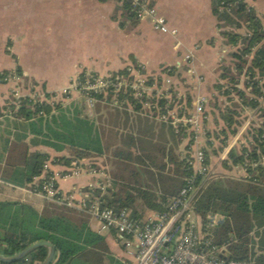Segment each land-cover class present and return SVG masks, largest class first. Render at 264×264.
I'll return each mask as SVG.
<instances>
[{"label": "trees", "instance_id": "1", "mask_svg": "<svg viewBox=\"0 0 264 264\" xmlns=\"http://www.w3.org/2000/svg\"><path fill=\"white\" fill-rule=\"evenodd\" d=\"M226 3L230 5L227 11L220 7ZM122 5L126 14L134 18L128 6ZM211 12L220 28H230L221 31L220 35L225 44L234 48L229 54L230 64L219 67L218 77L227 82L226 89L220 92L222 85L219 83L213 88L224 96L234 92L240 105L257 108L261 122L247 133L250 140L246 146H240L238 151L231 148L221 163L241 167L244 177L209 179L193 197L191 208L201 222L209 213L223 217L212 231L218 237L217 246L223 247L221 257L264 264V256H255L250 245L253 233L264 236V168L258 165L260 159H264V108L259 107V101L264 106V94L261 93L264 89V17L259 20L242 0H212ZM237 30H242L243 34H238ZM166 75H172V70ZM110 77L126 78L127 73L119 71ZM240 77L244 78L241 85L250 90L253 98L237 88ZM258 78L262 80L261 85H258ZM113 96L118 101H126L134 110H140V102L145 100L134 99L130 91L123 94L108 88L104 98L102 94L92 95L96 100L95 112L100 111L98 102H109ZM164 102L160 99L157 105L161 107ZM226 112L228 114L220 113L219 118L228 127L233 122L232 111L227 109ZM0 118L3 133L11 136L10 143L5 138L0 146V162L7 153L0 173V256L3 257L45 241L54 249L49 264H130L124 257L116 256L105 237L90 230L86 217L77 215L74 210L45 201L37 206L2 195L24 187L37 192L43 182L39 180L31 187L33 178L41 174L49 157L39 152L28 154L25 146H21L27 136L31 137L32 144L66 153L54 157L53 163L69 166L73 160L79 164L81 160L100 156L110 159L109 186L104 193L94 189L91 194L98 199L100 208L125 209L132 218L141 217L139 212L145 210L162 213L166 201L178 193L185 178L192 174L187 165L188 157L181 158L175 153L184 138L183 127H178L176 134L163 128L155 134L151 126H141L139 120L136 127L133 124L127 126L128 116L124 113L122 130H119L116 109L107 113L106 118L98 114L95 119H90L78 105L66 107L60 101L47 103L28 96L6 101L0 110ZM220 131L224 132L223 129ZM233 132L229 131L230 134ZM203 154L208 164L207 153L203 151ZM90 166L98 167L96 163ZM49 175L45 173L44 177ZM110 234L116 238L114 233ZM46 254L47 248L40 246L15 262L0 264H41Z\"/></svg>", "mask_w": 264, "mask_h": 264}, {"label": "crops", "instance_id": "2", "mask_svg": "<svg viewBox=\"0 0 264 264\" xmlns=\"http://www.w3.org/2000/svg\"><path fill=\"white\" fill-rule=\"evenodd\" d=\"M149 1L163 18L166 28L174 31L173 34L160 33L153 29L150 22L129 17L124 6L116 0H0V110L16 94L19 98L28 96L47 103L60 101L66 107L78 105L90 119H95L98 114L106 118L107 113L116 109L119 114V130H122L125 113L128 116L127 126L133 124L136 127L139 120L141 126H151L155 134L160 128L171 129L176 134L175 127L158 119L157 114L147 106L142 105L140 110H134L126 101H118L113 96L109 102H98L99 113L95 112V102L88 114L84 104L76 102V92H72L69 99L67 96L70 94H61L70 81L82 72L110 76L119 71L127 73L126 70L130 69L134 77L156 78L161 81L166 72L172 70L174 85L177 81L198 85L201 91L220 80L215 70L230 64L229 54L234 48L225 44L220 35L221 31L230 28L218 26L211 12L212 0ZM242 2L259 20L264 17V0ZM236 32L243 34L242 30ZM4 73L6 75L1 77ZM201 91L198 95L202 94ZM186 92H178L176 99L181 102L183 100L185 104L189 99L192 107L194 97ZM60 94L61 99H57ZM181 102L178 109H174L176 114L184 110ZM0 136V146L5 138L11 142V136L3 133L2 124ZM30 138L27 136L21 146H25L28 154L39 152L48 155L46 162L49 169L46 173L51 174L54 179L57 197L59 200L68 197L73 205L68 207L49 201L25 187L15 188V192H3L2 195L35 203L37 206L45 201L74 210L77 215L86 217L90 230L105 237L113 253L120 250L119 257H124L130 263L118 240L110 233L99 232L97 222L76 207L77 200L86 191L99 189L101 193L105 192L110 183L109 171L112 170L110 159L100 156L79 162L83 166L96 163L97 168L91 167L99 169L106 178L88 174L74 177L69 170L76 161L70 162L69 166L53 163L54 157L66 153L32 144ZM183 140L175 150L181 158L188 155L186 138ZM231 148L233 146L229 144L226 154ZM6 157L7 153H4L0 173ZM211 165L212 162L209 161V169ZM43 176L44 172L33 178L31 187ZM139 213L143 218L151 212L145 210ZM251 236L252 252L255 256H264L263 234L253 233ZM217 238L214 235L216 244Z\"/></svg>", "mask_w": 264, "mask_h": 264}, {"label": "built area", "instance_id": "3", "mask_svg": "<svg viewBox=\"0 0 264 264\" xmlns=\"http://www.w3.org/2000/svg\"><path fill=\"white\" fill-rule=\"evenodd\" d=\"M116 1L126 4L136 20L150 22L153 29L160 33H174L166 28L163 18L157 14L149 0ZM220 7L227 11L230 5L226 3L221 4ZM246 7L249 9L248 6ZM188 57L185 56V58ZM126 71V78L116 77L114 79L110 76H98L85 72L82 76L72 79L67 90H72L83 98L88 114L96 102L92 95L102 94L105 96L108 88H112L114 92L122 91L123 94L130 91L134 99L144 98L145 100L140 102L141 106L149 107L155 115L157 114L158 119L167 121L175 127V131L178 130V127L192 131V142L197 147L199 141L196 136L200 123L204 119L205 98L198 96L193 100L191 113L186 114L184 109L182 113L176 114L171 107V98L164 91H157L153 87L156 78L134 77L130 69ZM241 78L243 81L244 78ZM262 90L261 93L264 94ZM13 98L18 99L19 97L15 94ZM160 99L165 101L161 107L157 105V101ZM259 107L261 106L259 105ZM261 108L264 106L262 105ZM249 140L248 137L247 141L249 142ZM203 151L202 148H196L191 158L187 159V165L191 167L192 174L185 178L184 185L178 193L166 201V207L162 213L151 212L143 218H132L125 209L100 208L98 199L93 198L91 192L88 191L77 200L76 207L97 222L99 232L114 233L126 258H129L130 264H249L245 261L221 257L223 247L217 246L212 231L223 221L222 216L209 213L201 222L192 211L193 197L209 180L210 175ZM258 165L264 168L263 158L260 159ZM48 169L49 164L45 162L41 173L44 172L45 175ZM69 172L74 177L82 174L104 176L99 169L92 168L90 165L83 166L76 162L72 163ZM104 178L106 177L104 176ZM41 180L43 182L39 191L36 192L37 194L58 204L68 207L73 205L68 197L58 199L51 174L48 178L43 176ZM99 188H102L100 184ZM129 248L134 249V252H131Z\"/></svg>", "mask_w": 264, "mask_h": 264}, {"label": "rangeland", "instance_id": "4", "mask_svg": "<svg viewBox=\"0 0 264 264\" xmlns=\"http://www.w3.org/2000/svg\"><path fill=\"white\" fill-rule=\"evenodd\" d=\"M240 31V30H239ZM216 75L218 76L220 74V70H215ZM162 81L156 80L154 82L153 87L157 91H164L166 95L169 97L171 96V107L173 110L178 109L179 103L181 101H178L176 99L178 92H186L190 96L197 98L198 96H202L205 98L206 103L203 107V116L204 119H202L199 129L197 130V138L199 141V144L197 147H195L194 143L192 142L191 134L192 131L187 130V128H184V138H186V142L188 144L187 146V157L188 159L191 158V155L193 151L196 148H202L208 156V161L212 162V165L209 169V179L217 177V176H224V177H230V178H241L244 176V173L239 166H231L230 163L227 162L226 166H223L222 160H224L226 154V150L228 149V145H232L234 149L237 151L240 149V146H246V142H248V132L251 128H254L255 126L259 125L261 118L259 112L256 110V108H250L247 106L240 105V100L235 95L234 92H230L229 95H221L216 89L213 88V86L206 87L205 91H201L200 86L198 85H188L185 83H181L177 81L176 85L172 82L173 76H167L166 74L162 77ZM164 80H168L165 82ZM242 78H239V84L237 88L241 89L245 92L247 96L250 98H253L254 95L250 94L249 89H244L241 85ZM258 85L262 84V80L260 78L257 79ZM221 84V90L222 92L224 89H226V81L225 80H219L216 84ZM69 88L68 86L61 92V94H70L68 95V99L71 96V93L74 92L72 90H67ZM177 88V89H176ZM228 89H230L228 87ZM263 89V88H262ZM186 90V91H185ZM66 91V92H65ZM68 91V92H67ZM199 91H201L202 94H199ZM264 92V89L262 90ZM75 93V92H74ZM61 94L59 95L57 99H61ZM197 94V95H196ZM75 95V94H74ZM196 95V96H195ZM178 98V97H177ZM184 98V97H183ZM76 102L78 104L83 105V99L79 95L75 96ZM193 102V101H192ZM182 106L186 110V114L189 112L191 113L192 107L189 104V102H185L182 100ZM188 103V106H187ZM260 106L262 107L261 101H259ZM178 106V107H177ZM232 111L231 119L233 122L227 127V124L223 122L219 118L220 113L228 114L227 109ZM88 112V111H87ZM224 130L222 133L220 130ZM230 130H234L232 134L229 133ZM182 139V141H184ZM201 140V141H200ZM222 140L224 143L222 144L220 142ZM110 167V166H109ZM131 252H134V249L129 248ZM117 251V250H116ZM115 254L120 255V253L114 252Z\"/></svg>", "mask_w": 264, "mask_h": 264}, {"label": "water", "instance_id": "5", "mask_svg": "<svg viewBox=\"0 0 264 264\" xmlns=\"http://www.w3.org/2000/svg\"><path fill=\"white\" fill-rule=\"evenodd\" d=\"M46 247L47 248V254L45 259L43 260V262L41 264H49L50 261L53 258V253H54V249L53 246L45 241H40V242H36L33 243L29 246H27L26 248H24L23 250H21L20 252H18L17 254L10 256V257H3L0 256V263H12L15 262L21 258H23L27 253H29L30 251H32L33 249L37 248V247Z\"/></svg>", "mask_w": 264, "mask_h": 264}]
</instances>
